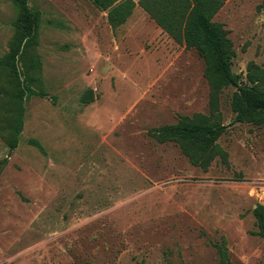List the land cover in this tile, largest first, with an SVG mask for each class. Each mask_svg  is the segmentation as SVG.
Masks as SVG:
<instances>
[{
	"label": "rangeland",
	"instance_id": "obj_1",
	"mask_svg": "<svg viewBox=\"0 0 264 264\" xmlns=\"http://www.w3.org/2000/svg\"><path fill=\"white\" fill-rule=\"evenodd\" d=\"M28 5L40 12L32 53L47 97L24 102L10 152L13 87L0 70V264H264L252 214L264 207V127L234 122L236 89L220 90L214 118L226 127L215 143L225 159L194 167L149 134L209 115L211 86L194 49L140 7L112 30L91 0ZM16 17L13 0H0V58ZM215 21L248 84L250 63L264 69V0H231Z\"/></svg>",
	"mask_w": 264,
	"mask_h": 264
},
{
	"label": "trees",
	"instance_id": "obj_2",
	"mask_svg": "<svg viewBox=\"0 0 264 264\" xmlns=\"http://www.w3.org/2000/svg\"><path fill=\"white\" fill-rule=\"evenodd\" d=\"M91 1L96 9L106 11L107 24L112 30L124 25L133 9L140 7L176 44L186 50L194 49L204 60V77L211 86L209 115L194 114L180 118L175 124L151 129L149 134L157 143H173L191 165L203 170L217 155L225 159V153L215 143L226 127L214 118L219 92L228 86L237 91L230 104L234 122L264 127V69L250 63L246 74L248 84L240 83L241 75L232 71L235 51L228 32L223 24L213 21L225 0ZM13 2L17 8L14 34L8 53L0 58V70L7 72L13 87L9 95L15 108L8 145L10 152L16 149L23 128L24 102L31 97H47L39 88L42 84L39 59L32 53L37 46L40 12L31 10L28 0ZM1 95L4 93L0 90ZM29 144L44 153L38 141L31 139ZM5 163L6 159L0 161V170ZM252 214L257 228L253 234L264 238L263 205L257 204Z\"/></svg>",
	"mask_w": 264,
	"mask_h": 264
},
{
	"label": "crops",
	"instance_id": "obj_3",
	"mask_svg": "<svg viewBox=\"0 0 264 264\" xmlns=\"http://www.w3.org/2000/svg\"><path fill=\"white\" fill-rule=\"evenodd\" d=\"M135 3H137L139 0H133ZM230 1L231 0H225V2H224V4H223V6H222V8L217 12V14L214 16V18H213V21L214 22H217V21H215V19L220 15V13L222 12V10L225 8V6H227L229 3H230ZM136 7H138V6H136ZM141 12H142V14L143 15H145L146 17L148 16L142 9H141ZM132 15V14H131ZM131 17V16H130ZM150 19V18H149ZM150 21L157 27V29L159 30V32L160 33H163L164 35H166L156 24H155V22L153 21V20H151L150 19ZM219 23V22H218ZM167 36V35H166ZM168 37V36H167ZM169 38V37H168ZM169 39H171V38H169ZM172 40V39H171ZM173 41V40H172ZM174 42V41H173ZM179 46H181V45H179ZM182 47H184V46H182Z\"/></svg>",
	"mask_w": 264,
	"mask_h": 264
}]
</instances>
